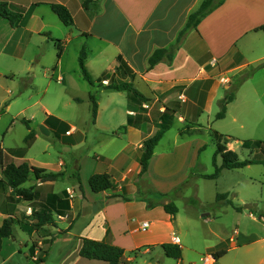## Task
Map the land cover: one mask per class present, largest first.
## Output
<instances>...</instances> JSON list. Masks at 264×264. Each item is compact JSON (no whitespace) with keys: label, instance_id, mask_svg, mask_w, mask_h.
Returning a JSON list of instances; mask_svg holds the SVG:
<instances>
[{"label":"crops","instance_id":"crops-1","mask_svg":"<svg viewBox=\"0 0 264 264\" xmlns=\"http://www.w3.org/2000/svg\"><path fill=\"white\" fill-rule=\"evenodd\" d=\"M86 1H6L12 9L24 11L19 27L14 29H21L28 41L30 40L28 44H31L32 39L34 42V38H36L39 41L36 40L32 43V46H35L37 50L40 49L39 44L49 42H55L58 47L62 48L59 52L60 56L58 54V61L52 68L53 77L56 76L57 82L64 81V77L67 75L64 68L65 53L68 46L76 41L78 47L77 62L81 50L85 48L87 50L86 66L94 77H100L104 72H108L119 79L116 72L119 67L118 58H122L134 73L132 82L135 87L147 98L156 101L159 98L178 101L176 96L184 97V102H176L181 109L176 115L177 121L182 123L184 119H195V116L201 113L214 112V104H218L225 97L234 77L242 74L253 65L264 63V31L259 29L264 26V0H222V3L212 9L195 29L186 34L182 44L176 51L173 61L171 63H160L153 69H149V58L152 54L157 49L169 48L176 44L189 16L197 11L205 0H93L96 2V6L94 5L89 9L84 7ZM52 4H61L67 7L73 16L74 25L71 27L64 26L52 11ZM38 64L32 67L33 60L30 61L27 70L31 67L32 71L36 70ZM214 77L218 78L217 81L214 80ZM220 77L229 80V82L227 84L221 83ZM108 83L109 81H107ZM65 87L66 93L73 96L75 101L76 99L81 100L80 103L76 101L77 103L82 104L86 100L89 101L90 91L84 99L76 96L72 87L68 85ZM242 91H246L244 95L248 103L246 108L254 113L259 112L262 108L264 97L262 83L260 81L255 83L253 78H249L238 88L235 100L228 105L225 119L228 118L230 107L238 101ZM111 92L101 89L98 93L99 109L96 122L93 124L96 130L104 129L98 125L102 109L101 101L105 93L110 95ZM118 94L126 99L124 125H127L128 116L137 110L129 105V93L119 92ZM5 103L9 104L7 98L0 100V112ZM9 106L6 107V112L0 115V119L9 112ZM164 106L153 110L159 109L162 111L161 108L165 109ZM183 107L185 114L183 113ZM201 109L202 112L200 113ZM47 112L46 118L47 115L54 116L50 111ZM111 112L113 113V111ZM237 116H231L234 123L241 122ZM54 117L69 125V129L65 130L58 122L53 121V127L48 126L45 119L44 124L50 134L52 133V135L58 137L61 133L72 132L69 135L65 133V138L70 144H62L57 158L50 159L46 157L41 163H33L27 159L30 148L27 149L24 158L12 156L7 150H17L22 147L9 148L5 146L9 128L3 129L0 133V147L3 150L5 164L20 165L24 161H28L31 165L45 169L47 172L64 174V177L56 182H38L29 186H35L36 201L33 203L28 202V204H50L53 202L51 199L53 196H58L69 203L70 211L66 213L67 217H60L56 221L58 226L61 222L67 223L64 228H58L65 230L66 233L62 235L55 234L54 238L61 235L78 241L75 246V264H107L103 261L88 260L79 256L82 238L103 241L124 249L125 257L122 264H165L167 262L172 264H199V262H203L202 258L204 256H214L213 254L220 250L229 252V249L225 248L226 243L223 239L214 246H206L204 251L190 243L186 231L179 229L181 224L180 209L174 216L167 213L165 206L168 202H163L162 198L158 199L161 202L160 204L149 199H143L144 202L139 210L148 214L150 219L143 218V221L133 222L131 210L129 209L130 206L134 205L129 197L130 188H134L136 186L134 182L139 181L143 176H150L152 168L160 162L161 158L157 154L156 148L148 171L140 178V156L144 135L139 127L142 125L138 127L128 125L126 133L113 132L117 138L128 136L131 133H137L139 138L137 141L128 144L114 158L99 156L92 169L88 167L86 176H82L83 166L81 161L74 160L73 157L72 162L66 159H69L70 154L73 155L75 148L78 146L75 143L78 134L82 132L88 134V128L81 131L64 119ZM177 121L176 125L178 124ZM13 124L12 121L11 125ZM152 134L150 133L148 138ZM85 140H87V136ZM203 147L204 145H201L198 148V156ZM47 149L43 150V154L48 152ZM133 154L138 158V162L133 167L129 164L122 167L125 173L121 181H127L128 176L133 178L128 185L126 183L127 186L124 185L128 190L126 199H109L113 196L112 192L115 188L99 194L91 191L89 180L94 174H109L115 185L116 181L113 179L112 169L116 161L119 158H128L129 155L134 156ZM15 160H19L20 163L17 164ZM72 170L77 172L76 181L72 179ZM125 177L127 178L125 179ZM78 178H80L81 184L78 183ZM165 179H168V177H165ZM63 184L66 186L63 187ZM172 190H157L153 185H150L147 192L153 193V197H156L157 194L158 196L169 194ZM14 195V191L3 180L0 165V225L5 219L19 216L21 212L29 215L28 212H25L29 209L28 206L20 205L19 202L13 199L8 201V198H12ZM151 202L152 205L149 206ZM60 205L59 208L62 206ZM190 209H194V207L190 206ZM86 215L88 217L83 221L81 227H78L79 221L85 218ZM203 215L206 217L204 221L210 219L208 214ZM145 222L149 223V227L143 230L142 224ZM54 228L57 229L56 226ZM36 235V232H33L32 236L29 235L30 241ZM174 236L179 237L181 242L183 255L179 260L167 258L160 247L162 244L173 243ZM12 240H16L15 236ZM29 243L24 244L28 251ZM134 252H139V255L137 257L133 256ZM189 252L194 255L190 256ZM203 252H207V255L202 256ZM226 255L227 253L219 260L215 258V264H223ZM142 257L146 260L144 263L140 261ZM155 258H157L156 261L150 262Z\"/></svg>","mask_w":264,"mask_h":264},{"label":"rangeland","instance_id":"rangeland-1","mask_svg":"<svg viewBox=\"0 0 264 264\" xmlns=\"http://www.w3.org/2000/svg\"><path fill=\"white\" fill-rule=\"evenodd\" d=\"M6 1L3 0V2ZM218 1L216 0V2ZM36 40L39 41V39L34 38V42ZM27 41L28 38L21 29H14L6 21L0 20V100L7 98L9 101V104L5 103L1 111L6 112V107L10 105L9 112L0 119V133L3 129L9 128L5 146L9 148L22 147L17 150H7L9 154L24 158L25 156L19 150L30 148L27 159L33 163H41L46 157L57 158L62 144H70L65 138V133L69 135L72 133L71 131L61 133L58 137L50 134L44 124L47 111L64 119L81 131L88 128V134L84 132L78 134L75 141L78 146L73 155L70 154L69 159H66L70 162L73 158L81 161L82 176H86L88 167L92 169L99 156L114 158L128 144L138 140L139 135L137 133H131L122 138H117L114 135L119 133L118 127L125 124L126 99L119 95V92L112 91L110 95L105 93L102 98L98 125L103 127V130H96L93 125L96 120L93 121L92 119L89 101L86 100L85 103L79 104L73 96L66 93L65 86L67 85L72 87L78 97L84 98L91 91V87L83 80L78 69L76 41H73L66 50L64 68L67 75L64 77V81L60 82H57L56 76L53 77L52 68L56 65L58 54L62 48L58 47L55 42H49L39 44L40 49L37 53L38 50L32 46L33 39L31 44H28L30 40ZM55 41L57 42V39ZM32 60V67L39 63L37 69H33L34 71L31 70L32 67L27 70L28 64ZM245 75L253 78L255 83L260 81L264 88V63H262L253 65L242 74L234 77L227 93ZM116 79L118 78L116 77ZM217 79L214 77V80L217 81ZM228 82L229 80L221 78V83L227 84ZM103 83L104 86L109 84L107 81ZM245 94L246 91L240 93L238 101L230 107V113L225 120L215 119L216 113L221 108V100L218 104H214V112L201 113V109L199 111L201 114L195 116V119L188 118L179 123L176 116L174 128L166 133L157 147V154L161 156L160 162L152 168L150 176L145 175L139 181L134 182L136 186L130 188L129 195L134 203L129 208L133 222L143 221V218L150 219L148 214L139 210L144 202L143 199H149L160 204L158 199L162 198L163 202H168L167 204L174 203L180 209L181 224L179 229L186 231L189 242L198 249L204 251L206 246H214L221 239L225 241V248L229 249V252L223 259V264H264V164L257 163L243 169L223 170L218 179H205L206 175L215 172L213 157L217 150V144L212 136L213 131H217L228 138L229 145L227 146L237 153L239 159L257 158L264 161L263 152L259 150L250 151L242 147V143L246 140H264V97L262 108L259 112L254 113L246 108L248 103ZM109 96L110 98H108ZM176 99L178 101L161 98L157 101L150 99V102H146L140 108L130 96L129 105L133 106V109L148 115L153 109L163 105L185 101L182 96H176ZM161 110L164 109L161 108ZM183 113L185 114L184 107ZM233 115H238L237 117L241 122L234 123L231 119ZM12 121L14 122L13 125H11ZM176 121L178 122L177 125ZM141 125L139 129L144 135L143 142L150 133L154 134L158 130L153 121L144 122ZM186 126L201 131L180 136V129ZM30 130L37 134V140H34L31 147L28 146L27 148L25 138ZM86 136L87 140H85ZM145 137L147 138L145 139ZM201 145H204L205 148L198 156L197 150ZM45 148H48V152L43 154ZM15 162L20 163L19 160H15ZM137 162L138 158L135 155L119 158L116 161L112 169L116 187L112 192L113 196L109 199L127 198L128 190L124 185L126 183L128 185L133 178L128 176V180L122 182L121 179L125 173L122 167L126 164L133 167ZM221 164L222 160L218 157L217 165L220 166ZM72 171V179L75 180L77 172L76 170ZM139 176L141 178V174ZM34 183H38V181L36 182L35 177L31 174L24 187L35 190V186L29 187ZM150 185H153L157 190L176 188L169 194H160V196L157 194L156 197H153V193L147 192ZM62 186L65 187L66 185L63 184ZM150 189L153 191L151 187ZM218 194H228V199L232 201L233 206L227 205L225 200L218 202ZM10 199L16 201L17 197L14 195V197L8 198V201ZM19 203L29 207L25 211L29 215L21 212L19 216H15L18 220H25L32 216L33 211L38 210L41 206L39 204L30 205L25 201ZM151 205L152 202L149 206ZM190 206L194 209H190ZM203 214L210 216L209 221H204L206 217ZM54 216L55 221L60 217H67L65 214L64 216L57 214ZM87 217L88 215L79 221L78 227H81ZM55 226L57 229L54 226H46L39 230L31 241L29 235L23 232L20 226H16L14 229L16 240L13 241L10 238L4 242L0 264H75V246L78 241L74 238L61 236L66 231L58 228L67 226L66 222H61L59 226L57 224ZM55 234L61 235L54 238ZM26 243H29V251L24 246ZM188 254L194 255L192 252ZM132 255L137 257L139 252H134ZM203 255H207V252H203ZM156 260L157 258L150 260V262ZM140 261L144 263L146 260L142 257ZM165 264L172 263L167 262ZM199 264L204 263L199 262Z\"/></svg>","mask_w":264,"mask_h":264},{"label":"trees","instance_id":"trees-1","mask_svg":"<svg viewBox=\"0 0 264 264\" xmlns=\"http://www.w3.org/2000/svg\"><path fill=\"white\" fill-rule=\"evenodd\" d=\"M222 0L216 2V0H205L199 9L191 14L188 18L185 28L180 32L177 42L175 45L165 48L157 49L152 56L149 58V69H153L160 63L166 62L171 63L175 57L176 51L182 44L186 34L195 29L199 23L205 18L216 6L220 5ZM96 6V2L93 0H87L84 3V7L89 9ZM52 11L57 15L62 24L66 27H71L74 25V19L67 7L61 4H52ZM24 11L21 9L14 10L7 2L0 1V19L6 20L12 28L19 27L23 19ZM264 31V26L259 28ZM60 56V54H59ZM87 60V50L83 48L79 54L78 64L81 76L85 82L91 87L89 93V101L91 103V115L93 121L96 120L98 115L99 103H98V93L101 89L115 91V92H127L130 94L131 99L141 108L146 102H150L143 93H141L132 82L134 78L133 71L127 66V64L118 58L119 67L117 69L116 79L115 75H110L108 72H104L100 77H94L86 66ZM250 77L247 75L243 76L238 84L229 90L225 97L220 101L221 108L216 114V120L225 119L227 113V107L230 103L235 100L236 92L238 88L248 80ZM118 80V81H117ZM104 81H109L107 86H104ZM99 89V91H98ZM77 102H81L80 99H76ZM164 111L159 109L153 110L150 114H144L139 111L133 112L132 115L128 116L127 125H123L118 128L119 133H126L128 125L138 127L144 122L153 121L156 123L158 130L149 138H147L141 148L140 165H141V175L145 174L150 166V162L155 154V150L162 139L165 137L166 133L174 128L176 115L179 112L180 105L174 103L171 105H165ZM4 111L0 112V115ZM53 122H58L63 129H69V126L64 122L60 121L52 115H47L46 123L48 126H52ZM201 131L200 129H194L191 126H186L180 129L179 134L183 136L185 134H190L191 132ZM213 139L217 144V150L213 157V164L215 167V172L210 175H206L207 180H216L220 177L223 170H235L243 169L247 166L263 163L256 159L241 160L236 152L228 148V138L220 134L217 131L212 132ZM36 133L30 130L29 134L25 138L26 147L31 146L34 142ZM243 149L246 150H259L264 153V140H246L242 143ZM205 148V146L200 150V152ZM25 156L27 149L19 150ZM16 152V151H15ZM218 157L221 158L222 164L217 165ZM0 165L2 168L3 180L8 187H10L17 197L16 202H35L36 195L33 188H26L24 185L28 182L31 174L35 177V180L42 183H52L56 182L64 177L63 173L47 172L45 169L35 167L31 165L28 161H24L20 165L14 163L5 164L3 161V150L0 147ZM78 183L81 184L80 178L77 179ZM89 186L93 193L99 194L114 189L115 185L112 181V177L109 174H94L89 180ZM124 199L119 197L118 199ZM53 202L39 204L41 205L38 210L33 211L32 216L25 220H18L16 217H9L5 219L0 225V258L3 251L4 241L14 237V229L16 226H20V229L31 235L33 232H38L46 226L52 227L56 225L55 214L64 216L68 211H70V205L67 201L62 200L58 196L51 197ZM225 200L227 205H232L231 200L228 199V194H218L217 201ZM61 204L60 208L58 207ZM167 213L171 215H176L178 213V208L174 203L167 204L165 206ZM82 246L79 251V256L88 259L103 261L107 264H122L125 257V250L111 245L103 241H96L88 238H82ZM161 249L164 255L169 259L179 260L182 258V248L180 245L174 243L162 244ZM35 252V249H33ZM227 253L226 250H220L215 252L214 257L219 260ZM44 262V260H41Z\"/></svg>","mask_w":264,"mask_h":264},{"label":"built area","instance_id":"built-area-1","mask_svg":"<svg viewBox=\"0 0 264 264\" xmlns=\"http://www.w3.org/2000/svg\"><path fill=\"white\" fill-rule=\"evenodd\" d=\"M149 227V223L145 222L142 224V229L145 230ZM173 243L176 245H180V238L177 236L173 237ZM204 264H215L216 260L214 256H204L202 258Z\"/></svg>","mask_w":264,"mask_h":264}]
</instances>
